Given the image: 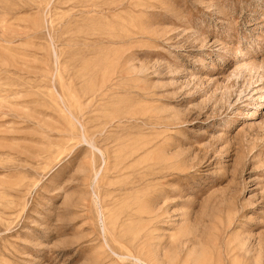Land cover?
<instances>
[{"label":"rangeland","instance_id":"obj_1","mask_svg":"<svg viewBox=\"0 0 264 264\" xmlns=\"http://www.w3.org/2000/svg\"><path fill=\"white\" fill-rule=\"evenodd\" d=\"M0 264H264V0H0Z\"/></svg>","mask_w":264,"mask_h":264}]
</instances>
